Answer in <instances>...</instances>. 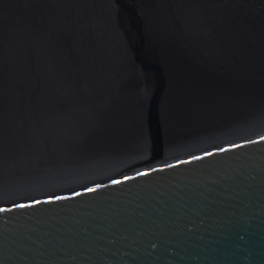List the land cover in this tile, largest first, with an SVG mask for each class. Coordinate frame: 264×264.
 Returning a JSON list of instances; mask_svg holds the SVG:
<instances>
[{
  "label": "bare ground",
  "instance_id": "bare-ground-1",
  "mask_svg": "<svg viewBox=\"0 0 264 264\" xmlns=\"http://www.w3.org/2000/svg\"><path fill=\"white\" fill-rule=\"evenodd\" d=\"M129 1L156 80L121 0H0V166L79 134L85 151L150 147L153 96L164 147L257 120L264 0Z\"/></svg>",
  "mask_w": 264,
  "mask_h": 264
},
{
  "label": "water",
  "instance_id": "water-1",
  "mask_svg": "<svg viewBox=\"0 0 264 264\" xmlns=\"http://www.w3.org/2000/svg\"><path fill=\"white\" fill-rule=\"evenodd\" d=\"M121 1L156 80L155 52ZM151 103L150 147L85 151L79 134L9 153L0 264H264V111L164 147Z\"/></svg>",
  "mask_w": 264,
  "mask_h": 264
},
{
  "label": "rangeland",
  "instance_id": "rangeland-1",
  "mask_svg": "<svg viewBox=\"0 0 264 264\" xmlns=\"http://www.w3.org/2000/svg\"><path fill=\"white\" fill-rule=\"evenodd\" d=\"M172 26H173V32H174V34L176 33V31L178 30V27H176V25L175 24H172ZM177 34V33H176ZM181 34V33H180Z\"/></svg>",
  "mask_w": 264,
  "mask_h": 264
}]
</instances>
